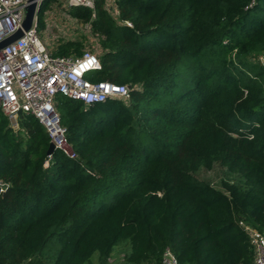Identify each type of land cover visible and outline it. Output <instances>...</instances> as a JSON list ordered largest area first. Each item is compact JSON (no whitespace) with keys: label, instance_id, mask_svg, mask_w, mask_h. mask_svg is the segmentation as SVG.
Returning <instances> with one entry per match:
<instances>
[{"label":"trees","instance_id":"obj_1","mask_svg":"<svg viewBox=\"0 0 264 264\" xmlns=\"http://www.w3.org/2000/svg\"><path fill=\"white\" fill-rule=\"evenodd\" d=\"M116 6L118 20L104 0L68 10L101 41L91 79L130 86L128 103L56 98L76 159L48 157L33 116L0 112V264H109L124 242V264H161L165 248L180 264H252L238 222L264 236V0ZM214 167L217 186L198 176Z\"/></svg>","mask_w":264,"mask_h":264},{"label":"built area","instance_id":"obj_2","mask_svg":"<svg viewBox=\"0 0 264 264\" xmlns=\"http://www.w3.org/2000/svg\"><path fill=\"white\" fill-rule=\"evenodd\" d=\"M28 1L0 0V43L21 28ZM95 1L65 0V8L93 10ZM105 7L118 20L116 0H111V3L105 1ZM124 23L132 27L129 22ZM253 60L264 67V52L255 54ZM99 70V57L91 50H84L80 55L53 56L42 41L36 14L32 27L0 50V112L14 122L19 113L33 116L45 129L55 150H60L70 159H76L77 155L65 139L66 129L61 125L56 110V98L66 97L86 106L108 99L128 103L130 99L128 86L92 80L91 75ZM238 225L248 236L253 249L252 264H264L263 234L243 220ZM161 264L180 263L173 252L165 248Z\"/></svg>","mask_w":264,"mask_h":264},{"label":"rangeland","instance_id":"obj_3","mask_svg":"<svg viewBox=\"0 0 264 264\" xmlns=\"http://www.w3.org/2000/svg\"><path fill=\"white\" fill-rule=\"evenodd\" d=\"M111 3V0H105ZM45 12L43 23L38 28L42 41L50 53H54L59 46L68 44H81V52L91 50L96 55L100 53V39L95 35L89 23H83L72 18L65 8V0H52ZM70 55H76L72 52ZM15 125L14 121H11ZM198 176L211 185L217 186L225 177V170L214 167L212 170L200 171ZM129 250L127 243L118 245L109 259V264H124L125 255ZM27 264V263H25ZM42 264H47L45 260ZM91 264H101L97 256L92 258Z\"/></svg>","mask_w":264,"mask_h":264},{"label":"water","instance_id":"obj_4","mask_svg":"<svg viewBox=\"0 0 264 264\" xmlns=\"http://www.w3.org/2000/svg\"><path fill=\"white\" fill-rule=\"evenodd\" d=\"M44 0H29L27 6L24 9V18L21 24V28L11 37L5 39L0 43V50L5 48L8 44L19 39L24 31H28L33 24V20L35 15L38 13L39 7ZM130 88V86H128ZM55 148L52 143H50L49 148L47 150V155H52Z\"/></svg>","mask_w":264,"mask_h":264},{"label":"crops","instance_id":"obj_5","mask_svg":"<svg viewBox=\"0 0 264 264\" xmlns=\"http://www.w3.org/2000/svg\"><path fill=\"white\" fill-rule=\"evenodd\" d=\"M53 7H50L49 9H47L45 12H50L49 10H51ZM69 10V9H68Z\"/></svg>","mask_w":264,"mask_h":264}]
</instances>
